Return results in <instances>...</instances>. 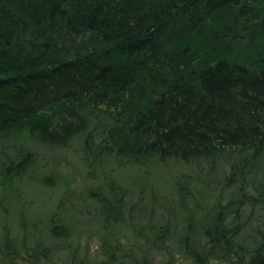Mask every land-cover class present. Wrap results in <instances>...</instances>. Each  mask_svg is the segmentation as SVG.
<instances>
[{
  "label": "trees",
  "instance_id": "trees-1",
  "mask_svg": "<svg viewBox=\"0 0 264 264\" xmlns=\"http://www.w3.org/2000/svg\"><path fill=\"white\" fill-rule=\"evenodd\" d=\"M81 136L94 155L131 166L174 160L217 173L210 186L230 191L200 218L186 210L174 232L153 221L158 208L146 211L142 188L126 189L134 230L104 240L100 252L49 211L33 249L39 258L264 264V0H0V140L62 147ZM32 160L30 150L11 159L1 182ZM54 178L44 175L37 187L54 188ZM99 202L95 222L103 225L114 208ZM37 224L21 227V246ZM149 229L154 239H142Z\"/></svg>",
  "mask_w": 264,
  "mask_h": 264
},
{
  "label": "rangeland",
  "instance_id": "rangeland-1",
  "mask_svg": "<svg viewBox=\"0 0 264 264\" xmlns=\"http://www.w3.org/2000/svg\"><path fill=\"white\" fill-rule=\"evenodd\" d=\"M98 142L95 135L94 144ZM26 150L33 152L32 164L13 180L3 183L0 178V264H11L15 259L21 260L22 264H49V258H39L42 255L33 250L35 243H40V239L45 237V232L39 233V228L45 230L49 211L59 213L60 222L65 221L72 231L78 230L79 236L83 231L82 234L89 237L92 251L100 252L104 240L111 243L116 239L125 240L126 236L131 237V230H134L126 222V189L137 194V190L142 188V204L146 211L158 208L153 221L158 225L164 221L174 224V232H178L184 222L186 210L190 209L194 216L200 218L209 213V207L220 192L230 191L223 189L222 183L210 186L211 182H218L217 173L199 172L174 160L131 166L118 163L112 156L94 155L91 149L85 148L84 136L62 147H43L21 138L0 140V170L11 159L23 156ZM44 175L56 177L52 180L54 188L37 187ZM182 186L186 192L180 190ZM58 193L62 196L58 197ZM56 198L61 201L60 207L55 205ZM121 198L124 206L121 205ZM100 200L106 202V207L114 208L103 225L95 222V213L103 206ZM194 205L198 208L195 209ZM34 222L39 227L21 246V227L29 231ZM174 232L170 235L173 236ZM140 235L147 240L154 239L155 233L149 229ZM44 246L47 245L43 241L40 251ZM143 248L154 252L148 245ZM55 258L60 261L59 257ZM150 258H153L152 254ZM212 258L218 259L215 256ZM216 262L227 264L223 260Z\"/></svg>",
  "mask_w": 264,
  "mask_h": 264
}]
</instances>
